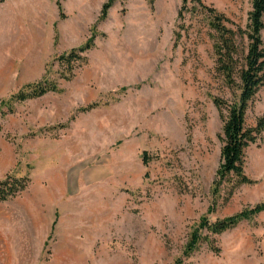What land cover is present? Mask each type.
<instances>
[{"label":"rangeland","instance_id":"374dc122","mask_svg":"<svg viewBox=\"0 0 264 264\" xmlns=\"http://www.w3.org/2000/svg\"><path fill=\"white\" fill-rule=\"evenodd\" d=\"M107 1L43 0L42 15L25 0L0 4V181L30 180L0 202V264H174L203 216L264 202V133L245 154L254 183L212 194L223 145L213 100L239 91L216 71L210 13L191 0H124L99 21ZM202 1L246 29L252 0ZM93 29L87 62L69 72L59 57ZM237 43L241 62L248 43ZM44 79L60 91L12 99ZM260 118L264 86L246 123ZM215 246L203 241L184 264H264V211Z\"/></svg>","mask_w":264,"mask_h":264},{"label":"trees","instance_id":"16d2710c","mask_svg":"<svg viewBox=\"0 0 264 264\" xmlns=\"http://www.w3.org/2000/svg\"><path fill=\"white\" fill-rule=\"evenodd\" d=\"M6 1L8 0H0V4ZM117 1L124 0H108L103 5L99 21L107 17L110 8ZM187 1L183 0L184 3H187ZM191 2L195 5L194 9L200 8L210 13V26L217 33L213 47L216 56V71L222 76L223 81L229 88H237L239 91L231 101L221 98H214L213 100L223 121L221 162L212 189V194L215 197L220 193L224 183H233V188L243 184L254 183L245 173V154L248 147L256 144L262 137L264 133V118H260L255 127H249L246 123V114L250 103L254 100L260 88L264 86V42L262 40V32L264 31V0H252V9L249 13L246 29L242 30L239 28L237 31L227 28L225 17L218 14L214 8L206 6L202 0H191ZM57 7L62 18L63 13L59 1L57 2ZM179 16L181 17V14ZM96 36L97 33L93 29L84 45L59 57L60 64L71 73L77 67L85 64L87 62V53L94 48ZM239 39H246L248 43L247 52L241 62L238 59L239 48L237 41ZM59 91L60 88L56 81L44 79L25 86L12 99L25 101ZM1 131L2 127L0 125V133ZM143 160L147 165L149 160L146 152L143 153ZM29 183L30 180L28 178H17L12 175L6 177L3 181H0V202L17 197L27 189ZM214 210L215 206H212L209 212L211 213ZM263 211L264 202L254 207L245 208L235 216L218 219L214 222L210 221L207 215L203 216L193 228L183 255L174 264H184V260L196 252L203 241L208 244L215 255H219L220 249L215 246V237L237 227L244 220L253 219Z\"/></svg>","mask_w":264,"mask_h":264},{"label":"crops","instance_id":"0c3cea01","mask_svg":"<svg viewBox=\"0 0 264 264\" xmlns=\"http://www.w3.org/2000/svg\"><path fill=\"white\" fill-rule=\"evenodd\" d=\"M25 5L29 6L30 3L33 4V6H36V12H37V15H42L43 14V0H33V1H30V0H25ZM29 1V2H27ZM20 13V7L18 9H16V12H12L10 15L11 16H14L15 14H19ZM5 16V15H4ZM5 19V18H4ZM7 22V20H3V24H5Z\"/></svg>","mask_w":264,"mask_h":264}]
</instances>
